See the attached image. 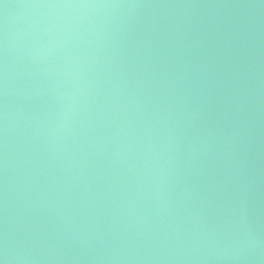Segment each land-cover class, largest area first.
Masks as SVG:
<instances>
[{
  "label": "water",
  "instance_id": "1",
  "mask_svg": "<svg viewBox=\"0 0 264 264\" xmlns=\"http://www.w3.org/2000/svg\"><path fill=\"white\" fill-rule=\"evenodd\" d=\"M0 264H264V0H0Z\"/></svg>",
  "mask_w": 264,
  "mask_h": 264
}]
</instances>
